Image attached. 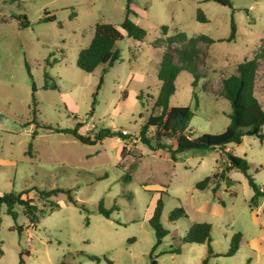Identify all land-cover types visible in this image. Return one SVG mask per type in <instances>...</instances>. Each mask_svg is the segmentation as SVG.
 <instances>
[{
    "label": "rangeland",
    "instance_id": "374dc122",
    "mask_svg": "<svg viewBox=\"0 0 264 264\" xmlns=\"http://www.w3.org/2000/svg\"><path fill=\"white\" fill-rule=\"evenodd\" d=\"M230 1L131 0L132 18L146 28V37L136 40L121 29L124 37L116 45L121 58L112 67L100 65L87 73L77 66L80 50L91 42L96 23L120 24L127 0H0V195L61 187L70 188L83 204L69 202L67 193L60 192L52 197L60 207L36 225L22 206H16L15 220L0 205V264H108L104 257L113 264H202L207 243L184 242L194 222L212 224L209 264H264V198L250 206L254 190L247 176L232 169V185L221 181L217 198L212 186H196L229 164L226 151L191 149L175 161L166 150H152L139 139L151 113L150 97L158 94L166 43L156 47L154 41L163 36L162 25L168 26L167 35L185 31L216 40L198 44L202 54L197 67L205 76L196 79L183 71L176 79L171 103L192 108L199 103L189 131L194 137L221 133L230 123L232 106L220 95L222 78L236 72L238 63L252 58L263 44L264 0ZM198 8L207 22L197 19ZM46 13L55 19L43 22ZM23 14L28 27H21ZM232 16L236 38L218 41L229 36ZM180 45L173 43L172 48ZM254 90L264 107V63ZM37 122L64 128L80 123L83 134L109 127L130 136L86 144ZM230 147L226 150L250 162V174L264 188V141L246 134L241 144ZM160 195L161 223L169 233L153 249L156 236L149 219ZM27 196L43 206L35 191ZM101 202L111 210L109 217L99 212ZM177 207L186 216L172 222L169 216ZM238 232L243 234L239 250L225 256ZM89 254L101 261L90 260Z\"/></svg>",
    "mask_w": 264,
    "mask_h": 264
},
{
    "label": "trees",
    "instance_id": "16d2710c",
    "mask_svg": "<svg viewBox=\"0 0 264 264\" xmlns=\"http://www.w3.org/2000/svg\"><path fill=\"white\" fill-rule=\"evenodd\" d=\"M7 1V0H5ZM15 1V0H10ZM223 5H230V0H217ZM132 15L135 11L131 7V0H127L126 15L119 25L111 22H98L95 25L94 36L88 46L82 48L77 58V66L87 73H92L100 66H114L121 58V52L117 48V44L124 37V30L129 37L136 40H143L147 35L145 27L137 23ZM21 17V27H28L30 21L28 17L23 14ZM55 15L49 13L42 18L43 22L53 21ZM197 19L201 22H207V16L201 8H198ZM168 26L162 25V37L154 41V46L160 47L162 42L166 43V49L163 53L160 67L158 71L159 89L156 97L151 99V113L147 116L146 121L141 125L139 130V139L152 150H166L173 160L178 159V155L191 149H208V150H225L227 153L229 164L225 166L220 172H215L212 175L206 176L203 180L197 183V188L206 189L212 186L213 197L217 198V192L220 188L221 181H224L227 186H231L233 180L228 176L232 169H237L243 172L249 181V184L254 190V196L251 199L250 206L258 203L260 198H264V188L260 186L255 178L250 174V162L241 156L227 151L226 147L231 144H241L243 137L248 131H254L255 135L263 142L264 141V107L259 102L256 96L254 86L258 76V71L262 63H264V40L259 50L252 58H246L241 61L236 69V72L229 74L222 78V85L220 88V95L228 99L232 106V112L229 114L230 123L226 129L221 133H204L196 137L189 131V125L196 113L199 105L196 101V107L192 108L190 105H173L171 97L175 94L176 79L178 75L187 71L199 79L205 76L197 67V59L202 54L199 42L214 43L216 40L206 34H199L195 36H188L185 31H179L171 35H167ZM237 36V25L234 17L231 18V32L227 38L219 39L218 41H232ZM173 43H181L179 47L172 48ZM177 54V56L174 55ZM28 67V65H27ZM28 71L31 74L29 67ZM106 69H104V72ZM103 83L101 77L98 90ZM49 83L45 87L51 88ZM140 100L143 99L140 93L137 96ZM149 101V100H148ZM147 101V102H148ZM143 106L146 102L141 101ZM96 102L94 101L93 104ZM36 121V117L32 123ZM78 123L74 128H64L59 126H52L51 124L37 122V126L47 130H54L56 132L70 133L79 141L86 144H96L103 141L107 137L120 136L127 138L130 135L123 133L122 130L112 129L109 127H101L98 130H92L90 133L83 134L80 131ZM37 131L32 133L34 139ZM33 143H29V150ZM125 147L123 148L124 151ZM122 151V153H123ZM264 167V165L262 166ZM104 177H107L105 175ZM35 191L37 201L43 203L40 207L33 198L28 197L27 194ZM60 192L67 193L68 201L78 205V200L74 197L70 188H29L21 191H9L0 195V205L6 206V212L15 220L18 217L16 206H22L23 211L31 225L40 223L41 218L47 214L52 213L60 207V204L53 200L52 197ZM218 202L223 206L224 201L218 198ZM49 203V204H47ZM83 206V204H80ZM163 198L160 197L156 201L153 214L149 219V223L155 230L156 242L153 247L155 249L160 245L164 237L169 233V229L164 227L161 223L163 211ZM48 207V209H46ZM99 212L107 217L111 215V210L102 207V202L99 207ZM182 216H186L185 210L182 207L175 208L169 216V220L174 222ZM17 229L22 231V226L18 225ZM242 233H236L230 243V248L225 253V256L234 255L240 248V237ZM134 239H130L133 241ZM186 243H207L208 256L202 261V264H209V257L213 255L212 242V224L209 222H194L189 227L184 238ZM171 253H180V249H172ZM90 260L101 261V258L96 255H87ZM108 264L113 262L104 257ZM23 260H21V263ZM64 264V263H62ZM156 264V260L152 261Z\"/></svg>",
    "mask_w": 264,
    "mask_h": 264
},
{
    "label": "water",
    "instance_id": "95a60500",
    "mask_svg": "<svg viewBox=\"0 0 264 264\" xmlns=\"http://www.w3.org/2000/svg\"><path fill=\"white\" fill-rule=\"evenodd\" d=\"M247 134L248 135H255V132L254 131H248Z\"/></svg>",
    "mask_w": 264,
    "mask_h": 264
},
{
    "label": "crops",
    "instance_id": "0c3cea01",
    "mask_svg": "<svg viewBox=\"0 0 264 264\" xmlns=\"http://www.w3.org/2000/svg\"><path fill=\"white\" fill-rule=\"evenodd\" d=\"M239 63H240V62H239ZM239 63H238V64H239ZM237 66H238V65H237ZM225 76H228V75H224V77H225ZM243 139H244V137H243ZM227 148H228V149L231 148V147H230V144L227 146ZM218 190H219V189H218ZM258 208H259V207H258Z\"/></svg>",
    "mask_w": 264,
    "mask_h": 264
},
{
    "label": "built area",
    "instance_id": "2783aa9c",
    "mask_svg": "<svg viewBox=\"0 0 264 264\" xmlns=\"http://www.w3.org/2000/svg\"><path fill=\"white\" fill-rule=\"evenodd\" d=\"M123 133L127 134V131L126 130H123Z\"/></svg>",
    "mask_w": 264,
    "mask_h": 264
}]
</instances>
